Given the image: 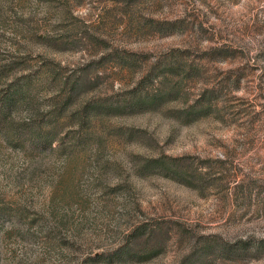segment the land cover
I'll return each mask as SVG.
<instances>
[{"label": "rangeland", "instance_id": "374dc122", "mask_svg": "<svg viewBox=\"0 0 264 264\" xmlns=\"http://www.w3.org/2000/svg\"><path fill=\"white\" fill-rule=\"evenodd\" d=\"M0 264H264V0H0Z\"/></svg>", "mask_w": 264, "mask_h": 264}, {"label": "trees", "instance_id": "16d2710c", "mask_svg": "<svg viewBox=\"0 0 264 264\" xmlns=\"http://www.w3.org/2000/svg\"><path fill=\"white\" fill-rule=\"evenodd\" d=\"M78 87L76 85H74L73 88H71V90L73 92H76L78 91ZM71 92L70 95L68 96V99L70 100L71 97L75 96L76 93H73ZM153 104L155 102V99L154 101H151ZM148 103V99H140V100H137L136 102H134L132 105H118V106H115L113 104H108L104 101H100L98 103L94 102V101H89L87 103H85V105L83 106V109L85 110V112H89V111H92V112H124V110H126V108L128 106H142V105H145ZM6 108L7 111L8 110H11V108L13 107V99L11 98L10 100H8L6 103ZM95 113V114H96ZM40 140L38 138L39 141H41L42 143L41 144H44L45 142V139H42V137L40 136ZM158 170L159 172H162L164 174H171L170 172H172L173 174H177L176 170L179 171L178 169V164L177 163H174V162H168L166 160H164V158L162 157H157V158H151V159H147L145 161V163L143 164L142 166V169L141 170H145L146 172H150L152 170ZM174 169V170H173Z\"/></svg>", "mask_w": 264, "mask_h": 264}]
</instances>
